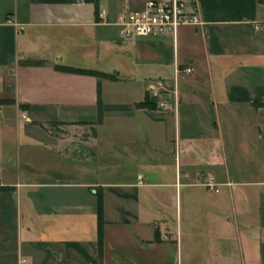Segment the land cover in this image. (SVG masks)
<instances>
[{"label":"crops","instance_id":"0c3cea01","mask_svg":"<svg viewBox=\"0 0 264 264\" xmlns=\"http://www.w3.org/2000/svg\"><path fill=\"white\" fill-rule=\"evenodd\" d=\"M147 1L0 0V264H264V0H196L201 25L123 38ZM99 80L132 106L100 124ZM155 81L176 113L135 107Z\"/></svg>","mask_w":264,"mask_h":264},{"label":"built area","instance_id":"2783aa9c","mask_svg":"<svg viewBox=\"0 0 264 264\" xmlns=\"http://www.w3.org/2000/svg\"><path fill=\"white\" fill-rule=\"evenodd\" d=\"M202 23L196 0H148L141 9L122 11L115 21L120 35L125 39L176 35L181 26H198ZM192 71L190 67L185 69L186 73ZM179 72L176 70V74ZM147 91L156 99L159 114L177 112L176 90L173 92V102L163 98V92L169 90L162 81L150 82ZM205 185L215 191L219 190L211 176L207 177Z\"/></svg>","mask_w":264,"mask_h":264},{"label":"trees","instance_id":"16d2710c","mask_svg":"<svg viewBox=\"0 0 264 264\" xmlns=\"http://www.w3.org/2000/svg\"><path fill=\"white\" fill-rule=\"evenodd\" d=\"M35 63L41 64L43 62L38 61ZM55 68L57 70L66 71V72L92 75V76L98 77L99 79H102V78H107L111 80L116 79V76L114 74L106 73V72H102L98 70H93V69L78 68V67H72V66H62V65H56ZM4 102H10V101L0 100V104H3ZM260 104L262 105L264 103H260ZM22 107L25 108L26 105H23ZM131 107H132L131 105L105 104L102 100V88H101V82L99 80L98 82V118H97L98 124L102 123L103 118H104V113L106 111L129 110L131 109ZM135 107L153 110L156 108V99L152 98L147 91L145 95V99L139 103H136ZM96 195L98 199V248H99V255L100 257H102L104 241H105V233H104L105 220H104V196H103V191L101 188L97 189Z\"/></svg>","mask_w":264,"mask_h":264},{"label":"rangeland","instance_id":"374dc122","mask_svg":"<svg viewBox=\"0 0 264 264\" xmlns=\"http://www.w3.org/2000/svg\"><path fill=\"white\" fill-rule=\"evenodd\" d=\"M172 84L175 87V82L174 81H172ZM139 86L140 85H138V87L135 88L134 90H131V91L128 90V92L126 91L125 93L128 94L131 99L139 98V93L141 92ZM141 87L143 88L144 85L142 84ZM180 219H181L180 211L175 212L174 213V217H173L174 223L179 225L180 224Z\"/></svg>","mask_w":264,"mask_h":264}]
</instances>
